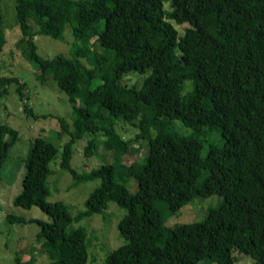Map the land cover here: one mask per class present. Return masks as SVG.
Returning a JSON list of instances; mask_svg holds the SVG:
<instances>
[{"label": "trees", "instance_id": "16d2710c", "mask_svg": "<svg viewBox=\"0 0 264 264\" xmlns=\"http://www.w3.org/2000/svg\"><path fill=\"white\" fill-rule=\"evenodd\" d=\"M15 13L39 83L51 80L73 115L72 132L60 119L55 139L67 140L59 152L44 138L32 141L23 160L31 182L13 200L47 216L30 221L39 227L46 264H89L87 231L78 225L111 203L125 211L117 224L123 244L104 264H235L243 255L264 264V0H15ZM1 24L0 12V33ZM67 25L73 54L38 55L35 34L63 40ZM4 44L0 35V53ZM92 51L93 65L86 67L80 58ZM133 73L146 75L138 89L122 83ZM10 84L19 82L0 77V99ZM88 94L93 99L86 104ZM25 113L31 116L29 108ZM174 121L192 134H178ZM123 125L135 130L132 138L119 133ZM84 134L93 137L84 157L101 147L116 162L78 174L70 160ZM207 134L219 136L221 145L199 138ZM17 139L16 130L0 123V169ZM142 140L143 156L124 162ZM58 155L74 185L100 181L74 216L63 202L48 201L49 164ZM124 189L130 197L120 202ZM211 196L221 202L201 221L165 225L195 198ZM33 260L16 256L15 263Z\"/></svg>", "mask_w": 264, "mask_h": 264}, {"label": "rangeland", "instance_id": "374dc122", "mask_svg": "<svg viewBox=\"0 0 264 264\" xmlns=\"http://www.w3.org/2000/svg\"><path fill=\"white\" fill-rule=\"evenodd\" d=\"M0 12L2 14L0 35L5 40L3 51L0 53V77L16 78L19 82V84H10L6 94L0 99V123L18 133V139L0 169V264H16V256L22 263H27L31 258H34L32 264H46L49 260L41 250L43 241L36 239L39 227L30 221H48L47 216L34 207L29 210L16 207L13 200L24 186L31 182L23 160L32 141L37 137L44 138L55 143L59 152L61 145L67 140L66 135L61 136L60 140L55 139L56 132L60 130V119L72 132L73 115L67 96L59 91L51 80L41 85L36 77V68L28 62L22 36L17 26L15 0H0ZM173 25L181 35V28L175 23ZM34 41L37 54L43 58H51L59 54L69 57L73 54L72 47L75 37L72 35L70 25H67L63 33V40H54L46 35L36 33ZM80 61L84 66L91 67L93 51L80 58ZM145 76L133 73L124 77L122 83L127 87L138 89ZM19 85H22L20 91L24 96L23 100L20 99L16 91ZM92 99L93 94L82 97L86 104ZM27 108L31 110V116L25 113ZM171 126L182 136L192 134L190 129L183 127L177 121H174ZM117 130L124 139L132 138L135 133V130L127 125L119 126ZM91 138H93L91 135L84 134L73 144L70 166L78 174H87L100 166L116 162L113 155L103 151L101 147L92 157H84V146ZM199 138L214 147L221 145L220 137L216 134H207ZM98 140L100 141L102 138ZM207 144L203 149V155L206 153ZM146 147L145 140L136 142L132 152L124 156V162L130 163L134 159L141 158L146 152ZM153 155L154 150L150 149V161ZM58 163L59 155L49 164L51 175L47 180L50 190L48 201L63 202L68 207L70 214L74 216L78 211L84 209L85 200L100 181L91 180L74 185V179L66 171L60 170ZM37 178L38 174L32 181ZM126 188L132 194L134 192L133 182L129 181ZM130 188L131 190H129ZM129 197L130 194L124 189L119 198L120 202H127ZM220 202L221 198L218 196L195 198L184 206L178 215L169 217L165 221V225L172 227L201 221L205 218L207 211L216 208ZM124 213L123 209L111 203L105 212L93 215L78 225L87 231L86 249L89 264H104L106 254L123 244L122 239L118 236L117 224ZM9 216L21 218L26 224L10 223ZM235 264L254 263L250 257L243 255L238 258V262Z\"/></svg>", "mask_w": 264, "mask_h": 264}]
</instances>
